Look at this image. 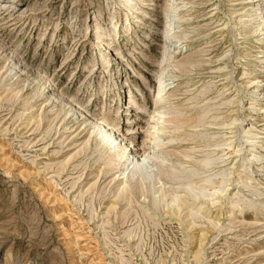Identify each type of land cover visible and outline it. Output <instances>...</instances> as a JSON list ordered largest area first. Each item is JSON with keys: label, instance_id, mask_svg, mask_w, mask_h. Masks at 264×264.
Segmentation results:
<instances>
[{"label": "rangeland", "instance_id": "1", "mask_svg": "<svg viewBox=\"0 0 264 264\" xmlns=\"http://www.w3.org/2000/svg\"><path fill=\"white\" fill-rule=\"evenodd\" d=\"M263 17L0 0V264H264Z\"/></svg>", "mask_w": 264, "mask_h": 264}, {"label": "bare ground", "instance_id": "2", "mask_svg": "<svg viewBox=\"0 0 264 264\" xmlns=\"http://www.w3.org/2000/svg\"><path fill=\"white\" fill-rule=\"evenodd\" d=\"M257 10H261V7L260 6H257V8H256ZM255 9V10H256ZM258 12V11H257ZM259 14V13H258ZM264 18V17H263ZM263 29H264V25H263ZM170 32V31H169ZM169 34V33H168ZM3 47V46H2ZM1 47V48H2ZM9 57V56H8ZM12 58H13V55L11 56ZM12 66H13V68L15 69V70H17L18 71V73H27V75L29 74V73H31V72H29V71H26V68L24 69V68H21V66H19V62L17 61V60H12ZM35 74V73H34ZM33 73H32V75H30L29 77H30V79H31V81H32V84H34L36 87H41V82H42V79H39V77L38 76H36V75H34ZM38 75V74H37ZM159 90H158V93L160 94L161 92H163L164 91V89H165V86L163 85V81L162 80H159ZM42 85H45V83H43L42 82ZM256 85V89L257 90H260L259 88H260V86H264L263 85V83H257V84H255ZM46 86V85H45ZM259 87V88H258ZM162 94V93H161ZM51 95V98L50 99H53L54 100V102H58L59 103V105H61V107L63 108V109H66L67 108V111L69 112V113H72V112H74L73 114H75V115H77V117H78V119H83V121H87L88 123H89V125H91V128L93 129V131H96L97 133H99V134H101V136H102V138H103V140L105 139V138H107V137H105V130H102V128H101V126H100V124H98L95 120H94V118H92V117H88L87 115H86V113H84V111H82V110H77V107H72L73 105L71 104V102H69V101H67V100H65V99H63L62 98V95H55V93H51L50 94ZM160 96V95H159ZM162 98V97H161ZM73 109H72V108ZM161 123H163V120L161 121ZM108 126V125H107ZM104 127H106V125L104 126ZM107 131H111L112 133H114L113 132V130H107ZM111 133V134H112ZM113 136H116V135H114L113 134ZM108 139V143H109V145H113L114 144V146L115 147H117V140H118V137H116L115 138V140L113 141V142H111L110 143V137H108L107 138ZM119 155V154H118ZM130 160V159H129Z\"/></svg>", "mask_w": 264, "mask_h": 264}]
</instances>
